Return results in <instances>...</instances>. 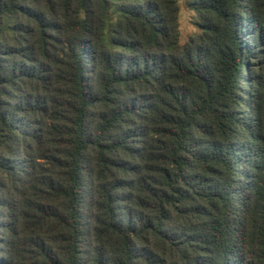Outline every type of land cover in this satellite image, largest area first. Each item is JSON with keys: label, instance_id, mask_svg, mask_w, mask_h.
I'll use <instances>...</instances> for the list:
<instances>
[{"label": "trees", "instance_id": "trees-1", "mask_svg": "<svg viewBox=\"0 0 264 264\" xmlns=\"http://www.w3.org/2000/svg\"><path fill=\"white\" fill-rule=\"evenodd\" d=\"M0 0V264H264V0Z\"/></svg>", "mask_w": 264, "mask_h": 264}, {"label": "rangeland", "instance_id": "rangeland-1", "mask_svg": "<svg viewBox=\"0 0 264 264\" xmlns=\"http://www.w3.org/2000/svg\"><path fill=\"white\" fill-rule=\"evenodd\" d=\"M180 13H179V30H180V43H184L187 38L197 31L195 25V17L192 11L189 10L186 0H177Z\"/></svg>", "mask_w": 264, "mask_h": 264}]
</instances>
